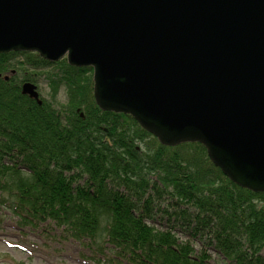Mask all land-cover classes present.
Returning a JSON list of instances; mask_svg holds the SVG:
<instances>
[{"label":"trees","instance_id":"1","mask_svg":"<svg viewBox=\"0 0 264 264\" xmlns=\"http://www.w3.org/2000/svg\"><path fill=\"white\" fill-rule=\"evenodd\" d=\"M55 64L64 71L49 85L68 86L66 113L23 95L24 80L0 79L1 209L76 241L105 232L110 264H210L209 249L230 264H264V193L232 183L202 145L167 148L132 117L102 112L92 69ZM49 66L36 54L0 55V73Z\"/></svg>","mask_w":264,"mask_h":264},{"label":"water","instance_id":"2","mask_svg":"<svg viewBox=\"0 0 264 264\" xmlns=\"http://www.w3.org/2000/svg\"><path fill=\"white\" fill-rule=\"evenodd\" d=\"M21 51L92 67L103 111L264 193V0H0V54Z\"/></svg>","mask_w":264,"mask_h":264},{"label":"rangeland","instance_id":"3","mask_svg":"<svg viewBox=\"0 0 264 264\" xmlns=\"http://www.w3.org/2000/svg\"><path fill=\"white\" fill-rule=\"evenodd\" d=\"M18 60L22 61L23 56L20 59L18 57ZM49 63L54 66L39 70L29 69L28 67L19 71H16V69L5 70L0 73V79L16 76L24 80L23 84H19L21 92H23L24 87L32 86L37 98H33L30 94L27 96L35 100L38 105H42L43 101H47L52 103V106L57 111L66 113L67 108L71 105L68 86L61 85L56 89H52L49 85V78L55 72V74H58L60 71L63 72L64 69H60L61 66L56 68L57 65L54 63L58 62ZM57 69L59 70L57 71ZM26 79L31 81H27ZM91 83L92 93H94L93 78ZM23 95L26 94L23 93ZM75 106L76 108L69 111H75L76 116L85 118L83 108ZM98 108L104 112L99 106ZM180 146L164 147L174 149ZM4 212L7 215H3ZM159 224L158 227L166 226V222H159ZM38 228L37 231H32L31 228H21L19 226V219L0 208V264H110L106 262L107 258L105 259L99 252L101 247L107 248L108 238L105 232H99V240L96 244H93L89 240L81 242L71 237L69 238L66 236L67 232L63 231L64 228H57L54 224L50 225L46 223ZM182 239L186 240V237H182ZM195 247L197 250H200L197 244ZM213 255L209 262L210 264H228L225 261L223 262L222 258L216 254Z\"/></svg>","mask_w":264,"mask_h":264}]
</instances>
